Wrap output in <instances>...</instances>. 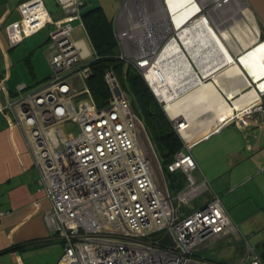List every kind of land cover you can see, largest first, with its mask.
I'll return each instance as SVG.
<instances>
[{"label": "built area", "instance_id": "2783aa9c", "mask_svg": "<svg viewBox=\"0 0 264 264\" xmlns=\"http://www.w3.org/2000/svg\"><path fill=\"white\" fill-rule=\"evenodd\" d=\"M54 1L63 18L53 20L43 0H24L18 5L20 19L6 25L4 32L8 43L17 46L50 26L48 80L33 90L18 85V97L9 107L24 129L51 204L42 218L62 245L56 264H264L260 251L238 238L221 196L206 178L194 176L197 165L191 144H184L164 168L151 158L143 122L112 69L104 74L110 97L102 107L95 104L87 86L89 62L84 63L91 50L84 39L73 38L74 22L85 30V2ZM165 4L121 1L111 21L119 58L148 85L158 62L172 63L174 46L190 76L205 81L180 42L176 28L183 22L174 20ZM189 5L194 13L188 25L204 18L221 37V27L234 17L241 15L234 25L245 20L241 9L247 7L245 0H191ZM260 38L257 31L256 40ZM152 93L167 113L166 103ZM252 113L264 119V105L257 102L235 110L229 121L247 128L245 117ZM168 118L177 132L187 128L181 115ZM67 123L76 125V133L67 129ZM163 172H180L185 179L174 198ZM8 214L0 208V219ZM230 234L243 248L239 259L215 262L205 257L204 252Z\"/></svg>", "mask_w": 264, "mask_h": 264}, {"label": "crops", "instance_id": "0c3cea01", "mask_svg": "<svg viewBox=\"0 0 264 264\" xmlns=\"http://www.w3.org/2000/svg\"><path fill=\"white\" fill-rule=\"evenodd\" d=\"M22 1L24 0H0V208L9 213L0 219V264H56L62 255V245L46 228L42 218L51 204L40 184V173L24 129L18 124L14 110L9 107V104L18 97V85H25L27 89L33 90L44 84L50 76L47 55L41 48L47 44L48 37L43 41L36 39V36L43 30L50 29V26L24 39L17 46H11L7 41L4 27L20 19L18 5ZM43 1L53 20L63 18V12L54 0ZM84 2L86 6L91 4V8L96 7L91 0ZM243 22L245 26L254 29V43H257L259 40H256L257 31L254 27L256 23L254 24L247 16ZM229 38H223V41L231 55H227L228 52L225 50L220 55L223 56L222 59L218 56V60L214 66L212 65L211 74L229 67L232 62L240 71L241 79L235 75L237 79L229 78V81L224 83L225 89L233 92L231 97L223 95L225 102L230 105V115L219 119L216 113L211 112L221 103L216 104L210 99L209 95L212 92L207 88L208 80L201 82L197 78L188 87L193 89L190 96L201 106H193L195 109L190 117L181 115L187 121L186 135L181 133V137L192 145L190 154L196 146L207 144L208 152L191 156L199 170L198 178L204 177L208 182L210 178L227 174L238 179L245 168L250 166L245 159L247 157L245 149L251 147L246 134L251 132L255 136L256 133L264 131V119L260 113H256L254 119L250 121L251 125L246 129L237 122L235 124L227 121L231 119L235 110L239 111L249 106V104H244L241 108L235 106V100L238 101L241 94L245 95L252 90L255 93V99H250L253 100V105L257 102L264 105V73L256 71L253 68L254 64L249 71L242 62L244 54L241 56V53L251 49L253 44L248 38L245 39L246 44L238 41L233 37L232 31H229ZM253 77L255 79H252ZM187 99L181 102L183 107L187 105L189 107L190 101ZM182 106L176 107V110ZM208 106L210 109L213 108L210 111L202 109ZM251 139L254 140L255 137ZM219 150L224 152L222 159L212 152Z\"/></svg>", "mask_w": 264, "mask_h": 264}, {"label": "rangeland", "instance_id": "374dc122", "mask_svg": "<svg viewBox=\"0 0 264 264\" xmlns=\"http://www.w3.org/2000/svg\"><path fill=\"white\" fill-rule=\"evenodd\" d=\"M91 1H92V4L95 3L96 6L101 7L106 18L109 21H111L114 18L116 11L119 8V5H120L122 0H91ZM238 1H241V0H238ZM91 6H92L91 4L87 5V6L85 5L84 9L85 8L90 9ZM241 10L243 11L244 16H247L250 19H252L254 24L256 23L254 25V27H255L256 31L260 32V35H261L262 28L259 25L255 16L252 15L253 13H252L251 9L249 8L248 4H247V7L244 5ZM232 11L233 10H231V13H232ZM240 17H241V15L234 17V19L237 20ZM234 19H233V21H235ZM233 21H230L224 27H221L222 28L221 30L232 31L233 28L235 27V25L233 24L234 23ZM243 23L244 22L238 24L237 26L244 29L245 25ZM72 25L75 28L73 31V38L74 39H80V38L84 39L85 43L87 44V46L91 50L92 56L88 57L84 61V63H88L91 60H93V58H94L93 49H92L89 37H88L86 31L84 30V28H82L78 22H74ZM188 26H186V28H188ZM196 27H198V29H193ZM196 27H193L192 29H187L188 33L184 34V33L179 32V34H178L181 41L183 42V45L187 51V54L189 56H191V59L196 58L197 56L195 55V52L194 53H191V52L188 53V51H190V48L195 47V51L199 52V50H200L198 48L199 45H201L202 47L204 46L203 48H206L205 45L208 46V44L210 46H212L213 49H207L210 51L211 55H213L219 51H222V52L225 51V50H220V46L224 45V41H223L224 37H220L221 40L218 39L219 41L215 42L213 37H208L207 33H209V29L205 25L200 24L199 26H196ZM253 33L254 32H252L251 36H253ZM206 35H207V37H205ZM48 36H49V29H45L40 33V35L36 36V39H38V40L40 39L41 41H43ZM206 41H208V43ZM258 43H264V40H262L260 38V41H258ZM258 43H256V46L259 45ZM41 48H42V50L44 49L45 55H47V52H46L47 46L42 45ZM204 51H201V52L204 53ZM246 51H248V50H246ZM245 52H242L241 56H242V54H245ZM199 54H201V53H199ZM229 54L230 53H228V55ZM193 61H194V59H193ZM179 74L180 73H178V75ZM212 74H210V75H212ZM210 75H208L205 78V81H207L210 78ZM252 79H255V77H253ZM201 82H204V81L201 80ZM171 84L173 85L174 83H171ZM179 85H180L179 89L177 87H175V85H173L172 87H174V88H171V90H172L171 94L169 92L168 98L164 99L165 102L168 101V104L166 105L165 108H166V110H169V108L171 110L173 108V105H175L173 108L175 110L176 107L182 106L181 105L182 101H186V99L188 98L187 101H190V102H188L189 107H188V105H187V107L182 106L179 109V111H182L187 117L188 116L190 117L192 111L195 109L192 107L196 106V105L201 106V104L197 103L198 101L196 102L192 98V96H190L191 95L190 93L193 92V89L191 90L188 86H182V84H179ZM176 97L179 99H177L176 101H174L172 103L171 99H175ZM213 99L216 101V104L224 102L218 96L214 97ZM252 104H249V106ZM202 109H204V111H208V110L210 111L211 110L209 108V106L206 109L205 108H202ZM164 113H165L166 117L168 118V114L165 111H164ZM208 115H210V114H208ZM255 115H256V113H252V114H249L248 116L245 117V118H247L245 120L247 121L249 126L251 125L250 121L252 120V118L254 119ZM188 119H190V118H188ZM189 121H191V120H189ZM227 121H229V119ZM232 122H234L236 124L235 120H233ZM66 127H67V129H69L73 133H76V131H77L76 125H74L72 123H67ZM242 127H244V126H242ZM144 129H145V135L147 137V140L145 139V142H147V148H148V151H149L151 158H153L154 161H156L155 158L158 159L159 162L161 163V165L164 166L162 163L161 157H159V155L155 152L154 146H153V144H152V142H151V140L147 134L145 125H144ZM176 133L180 137L183 145L186 144V142L183 140V137H181V133H179L177 131H176ZM251 137H255L254 140H256V141L251 139ZM246 139L248 140L249 144H251V147H247V145L245 144V147H247V149L249 150V151H247V149H245L246 150L245 152L247 155V157L245 159L250 166L245 168V171H243L241 173L242 175H240V177L238 179H236L235 176L230 177V175L227 174L224 176L218 175V176L214 177L213 179L210 178L209 182L212 185V187H211L212 190L214 192L220 194L222 204L225 206V209L228 210L232 222L235 224V226H237L238 238L239 237L242 239L245 238L252 247H255L258 251H261L262 250V244H264V131H262L261 133H258V134L256 133L255 136H253L251 134V132H249V137L247 135ZM253 141H254V144H253ZM206 145L207 144L204 143V144H200V145L196 146L194 149H192L191 154H194L196 156L197 154H201L203 152H208ZM202 150H204V151H202ZM212 152H213V155H215L216 157H218V158L220 157L221 159H222V157L224 158V152L223 151L219 150V151H212ZM198 171L199 170L197 169L193 173L196 178H198ZM163 175H164L165 179L163 178L162 175H160L161 182L163 181V179L166 181L169 193H170L171 197L174 198L176 196V193L180 189H182L184 184L186 183L185 179L180 174V172H177L175 174H169L168 172H163ZM178 183H180L181 186L178 185ZM178 186H180L179 189L176 188ZM238 238L236 236H234L233 234H230V236H227L225 238H222V239L216 241L214 243V245H212L210 250L204 252L205 257L210 258V259L214 260L215 262L236 261L237 259L240 258L241 254L243 252V248H242V246L240 244V240Z\"/></svg>", "mask_w": 264, "mask_h": 264}, {"label": "trees", "instance_id": "16d2710c", "mask_svg": "<svg viewBox=\"0 0 264 264\" xmlns=\"http://www.w3.org/2000/svg\"><path fill=\"white\" fill-rule=\"evenodd\" d=\"M82 20L95 56L88 64L91 74L87 79L93 101L98 107H102L110 97L104 74L112 69L121 87L127 92L133 109L145 125L155 152L166 166L174 153L183 148L172 123L139 72L119 58L112 23L106 18L102 8L96 6L83 9ZM261 39L264 40V30ZM180 186L176 188L179 189Z\"/></svg>", "mask_w": 264, "mask_h": 264}, {"label": "bare ground", "instance_id": "6f19581e", "mask_svg": "<svg viewBox=\"0 0 264 264\" xmlns=\"http://www.w3.org/2000/svg\"><path fill=\"white\" fill-rule=\"evenodd\" d=\"M190 1L191 0H165V3H166L165 6H166L167 12L170 13L171 15H173L172 18L174 20H179L181 23L183 22L182 26H180V24L177 25L176 29H177L178 34H179V32L184 33V34L188 33L187 29H192L193 27L199 26L200 24H203L208 28V26L206 24V19H204V18H202L201 20H199L196 23L189 24L188 28H186V26L189 23L188 19H190L192 17V14L194 13V7L189 5ZM193 29H198V27L193 28ZM232 32H233V37L238 39V41L242 42L243 44L247 43L245 40L246 38L250 39V43L253 44L254 37L251 38L253 31L250 27L245 26L243 29V28H240L239 26L235 25ZM221 33H222V37H224L225 39L229 38V31L222 30ZM207 35H208V37H213L215 42H218L219 40H221L220 39L221 36L217 35L213 31H211L210 29H209V33H207ZM207 35L205 37H207ZM253 35H254V33H253ZM179 39H180V37H179ZM229 39H231V38H229ZM180 42H181L183 48L185 49L181 39H180ZM206 42L208 43V41H206ZM258 44L259 45H257V46L255 45L251 49H249L247 51V53H245L244 55L242 54L244 56V58L242 59V62L246 65V68L249 71H251L249 68L254 64L253 68H255L256 71H259L262 74V73H264V43H258ZM203 47L201 45H199V47H198L200 49L199 52L195 51V47L190 48V51H188V53H190V52L194 53L195 52V55L197 57L193 58L194 63L196 65V67L198 68V70L200 71V73L203 75V77H207L208 75L211 74V72L213 70V66H214L213 64L215 63L216 60H218L217 57L219 56L218 57L219 59L223 58V56H220L221 54H223V52L219 53V54L217 52V53L211 55L210 51L207 49H213L212 46H210L208 44V46L205 45L206 48H203ZM172 50L174 53V55L172 56V63H160V62H158L157 66H155V68L153 69L154 78L148 80V85L150 86L152 91L156 94V96L162 102L166 103V105L168 104V101L165 102L164 99L168 98L169 92L171 94V91H172L171 88H174V87H172L173 85H175V87H177L179 89V87H180L179 84H182V86H188L189 84L194 83L196 80V78L194 76H190L189 68H188L186 62L184 60H181L180 59L182 57L181 54L176 52L177 48H175L173 46ZM220 50H227V48L224 45H221ZM201 51H204V53ZM199 53H201V54H199ZM177 54H179V55H177ZM190 58H191V56H190ZM223 62H225V60H223ZM178 73H180V74L178 75ZM235 75L239 79L242 78L240 75V71L236 68L235 63L232 62L229 67H227L223 70L219 69L218 71H216L212 75H210L211 79H208L209 85H207V88H209L212 92L209 95L210 99L212 100L214 97L218 96V97H220V99L222 101H224L215 110L211 111V112L216 113V115L219 117V119H221L222 117L225 118V116H228L231 113L230 105H228L229 103L225 102L223 95L225 94L227 97H231L233 95V92L227 91L225 89L224 83L229 81V78L237 79L236 77H234ZM171 83H174V84L172 85ZM241 86H243V85H241ZM177 99H179V98L176 97L175 99H171V102L173 103ZM210 99H208V100H210ZM250 99H255V93L252 90L249 91L248 93H246L245 95L241 94L239 100L238 101L235 100L234 104L236 107L241 108V107H243L244 104L248 105V104L252 103L253 100H250ZM166 105H165V107H166ZM252 105H250V106H252ZM174 106L175 105H173V108H174ZM173 108L171 110H170V108H169V110H166V108H165V110L167 111L169 116H175V115H184L185 116V114L182 111H179V110L176 111V108H175V110ZM243 109L244 108H242L241 110H243ZM239 113H241V112H239ZM181 133L184 136L186 135L185 130H182ZM224 209H225V207H224Z\"/></svg>", "mask_w": 264, "mask_h": 264}, {"label": "water", "instance_id": "95a60500", "mask_svg": "<svg viewBox=\"0 0 264 264\" xmlns=\"http://www.w3.org/2000/svg\"><path fill=\"white\" fill-rule=\"evenodd\" d=\"M251 9L253 15L257 19L262 30H264V0H245ZM261 258H264V244H262V250L260 251Z\"/></svg>", "mask_w": 264, "mask_h": 264}, {"label": "flooded vegetation", "instance_id": "af4514ba", "mask_svg": "<svg viewBox=\"0 0 264 264\" xmlns=\"http://www.w3.org/2000/svg\"><path fill=\"white\" fill-rule=\"evenodd\" d=\"M252 37H253V36H251V38H252ZM253 40H254V39H253ZM257 43H258V42H257ZM255 45H256V43L253 42V46H255ZM253 46H252V47H253ZM250 48H251V47H250ZM192 60H193V59H192ZM193 62H194V61H193Z\"/></svg>", "mask_w": 264, "mask_h": 264}]
</instances>
